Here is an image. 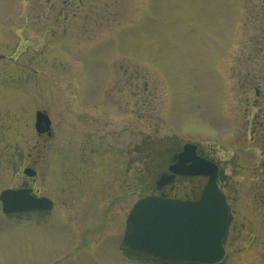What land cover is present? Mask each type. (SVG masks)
Instances as JSON below:
<instances>
[{"label":"rangeland","instance_id":"rangeland-1","mask_svg":"<svg viewBox=\"0 0 264 264\" xmlns=\"http://www.w3.org/2000/svg\"><path fill=\"white\" fill-rule=\"evenodd\" d=\"M126 93L128 134L116 106ZM37 110L51 121L44 149ZM187 141L216 164L232 214L222 264H264V0H0V191L19 183L28 153L46 156L37 194L58 204L88 200L75 197L79 155L98 186L116 172L113 194L92 196L113 203L96 246L84 239L59 258L73 246L67 226L0 215V264H161L123 253V225ZM204 180L179 176L162 191L196 196Z\"/></svg>","mask_w":264,"mask_h":264},{"label":"water","instance_id":"water-1","mask_svg":"<svg viewBox=\"0 0 264 264\" xmlns=\"http://www.w3.org/2000/svg\"><path fill=\"white\" fill-rule=\"evenodd\" d=\"M49 127L48 115L36 111V132H45ZM170 170L185 175H207L200 198L184 201L149 195L137 200L126 219V245L163 259L199 264L221 262L226 253L225 239L232 215L224 194L216 185V165L198 158L195 146L187 143ZM24 172L34 174L28 169ZM172 177L161 176L157 185H164ZM0 200L5 212L42 209L51 204L44 197L31 196L28 189H5L0 194Z\"/></svg>","mask_w":264,"mask_h":264},{"label":"flooded vegetation","instance_id":"flooded-vegetation-1","mask_svg":"<svg viewBox=\"0 0 264 264\" xmlns=\"http://www.w3.org/2000/svg\"><path fill=\"white\" fill-rule=\"evenodd\" d=\"M128 94L126 93L125 95L122 94L120 99H124L126 101H121V102H117L116 106L120 107L121 111H122V115L120 114L119 117V121L120 124L117 123L118 125H120V130L122 131V133L127 131L128 134V123H129V118L126 117V114H128ZM118 99V98H117ZM110 105H114L113 101H111V103H109ZM106 106H108V103H105ZM111 111V108L110 110ZM111 117V113L109 114ZM114 116V115H113ZM109 126H111L109 124ZM113 126V124H112ZM111 126V128H112ZM110 128V130H106L103 132V134L105 136L108 137H112L113 133H112V129ZM52 137V131L49 132H44L40 135L37 136V140H40L42 142V147L43 149L46 147L47 144H49V141ZM114 137H118V134L114 133ZM127 141V140H126ZM128 143L125 142V144ZM105 146L107 148V146H109V143H105ZM33 147H36V145H34ZM78 147V146H77ZM196 151L197 154L202 156V157H206L209 158L206 154L202 153L198 146L196 147ZM38 152H40L38 150ZM177 152H172L171 156L168 160V162H172L173 159L175 158ZM126 156L123 157L120 160H116V162L109 160L108 166L109 164H119V161L121 163V165L126 162L127 168L129 166V162L131 161L129 154L127 152H125ZM141 157L145 158V153H139ZM46 156L42 155L40 156L39 154L36 156L31 155V153H28V158L27 161L25 163V165L23 166V168H30L33 169L35 171L34 176L30 177V176H26V175H21L20 176V180L19 183L16 184V187H27L31 189V192L34 195H37V191L38 189L36 188V180H37V175H38V165L40 164L41 160L43 165L46 164ZM89 162L91 163L90 159L85 160L83 158V156L79 155V157H77V162L72 161V163L74 164V169H75V181H74V187H75V197L77 198V194L80 193H86L88 196V200H85L84 203H81L82 205H78L77 206V201L73 204H58L56 203L55 199L48 195V197H50L53 201L52 205L50 206V208L46 211L44 210H36V211H29V212H25V213H3L2 209H1V205H0V213L3 216V218H5L6 220H11V221H15L18 222L20 224L24 223V224H30L33 223L35 224L37 227H43V228H52L53 225L55 224H61V228L60 231L64 228V227H68L70 231V234L72 233L73 237L71 238V242L73 244V246H68L66 247V251L61 250L60 253L57 254V257L59 258H65L67 256H71L72 254H77V250L81 249V245L86 246L87 242L84 241V239H88L90 246H96L99 241H98V227L100 226V224L103 225H107L108 229L112 228V223L109 222V220H102L101 218V210H103V208L105 209V212H109L111 210V208H113V203H112V197L109 198L110 203L108 204H95L92 202V196H103V195H109V194H113V189L114 187H112V183L114 180V176L116 175V172L114 171L113 167H110L108 169V171H106L105 173H107V176L104 180H102L100 182V185H97L98 180L96 179V177H94L92 175V173H88V171L86 169H88V165ZM48 163L46 165V168L48 167ZM83 166V167H82ZM92 167V166H91ZM167 169V168H166ZM167 171V170H166ZM108 172H109V176H108ZM118 175H119V171H117ZM179 176H176L174 178L177 179ZM180 177H190V176H180ZM195 177H202V176H195ZM62 180H65L64 177H62ZM85 182V184H84ZM172 184V183H171ZM170 184V185H171ZM198 188V185L196 186V189ZM162 196L165 197H171L169 195H167L164 190L162 191V188L160 189L159 193ZM197 196V195H196ZM196 196H186L184 199H188V200H192L195 199ZM87 207H91L90 209H87ZM23 217H27L25 218L26 221H23ZM91 217V218H90ZM86 233H90L91 235L88 237ZM98 233V234H97ZM73 247V248H71ZM123 250H125V248L122 245ZM85 249L83 248V251ZM55 257V258H57ZM54 259V258H53Z\"/></svg>","mask_w":264,"mask_h":264}]
</instances>
